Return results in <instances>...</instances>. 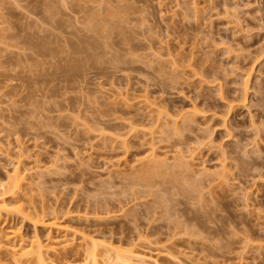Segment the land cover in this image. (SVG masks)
I'll return each mask as SVG.
<instances>
[{
	"label": "rangeland",
	"instance_id": "obj_1",
	"mask_svg": "<svg viewBox=\"0 0 264 264\" xmlns=\"http://www.w3.org/2000/svg\"><path fill=\"white\" fill-rule=\"evenodd\" d=\"M1 203L0 264H264V0H0Z\"/></svg>",
	"mask_w": 264,
	"mask_h": 264
},
{
	"label": "bare ground",
	"instance_id": "obj_2",
	"mask_svg": "<svg viewBox=\"0 0 264 264\" xmlns=\"http://www.w3.org/2000/svg\"><path fill=\"white\" fill-rule=\"evenodd\" d=\"M92 19H93V18H92ZM94 20H95V19H94ZM95 21H96V20H95ZM90 23H91V22H90ZM94 23H95V22H94ZM96 23H97V22H96ZM96 23H95V24H96ZM91 24H92V23H91ZM97 24H98V23H97ZM89 25H90V24H89ZM93 27H95V26H93ZM97 28H98V26H97ZM45 46H46V45H45ZM44 48H45V47H44ZM17 183H18V182L15 181L14 184H16V185H14V184H13V185H14V186H17V185H18ZM6 207H7V206L5 205V203H4V204L1 203V205H0V211H2L3 209L5 210ZM37 244H38V245H37V248H36V249H37V250H36L37 257H38V258H41V257H42V253H41V244L38 243V242H37Z\"/></svg>",
	"mask_w": 264,
	"mask_h": 264
}]
</instances>
